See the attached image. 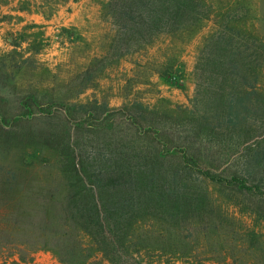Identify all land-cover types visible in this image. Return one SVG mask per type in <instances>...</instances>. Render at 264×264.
Returning <instances> with one entry per match:
<instances>
[{"label":"rangeland","instance_id":"374dc122","mask_svg":"<svg viewBox=\"0 0 264 264\" xmlns=\"http://www.w3.org/2000/svg\"><path fill=\"white\" fill-rule=\"evenodd\" d=\"M134 1L0 0V207L9 214L6 204H13L19 242L38 248L28 225L40 224L46 209L68 205L61 163L116 165L123 162L118 153L127 152L131 163L151 164L162 150L157 161L169 172L194 160L225 182L203 175L183 181L211 203L209 235L204 239L198 224L190 241L164 245L153 236L143 257L264 264V197L228 184L250 167L248 183L264 191V162L249 166L264 152V100L255 96L256 113L240 107L238 125L227 123L231 94L245 90L240 79L230 81V51L241 49L244 68L264 64V0H191L176 31L161 34L123 30L116 12ZM35 148V164L25 168L23 158ZM161 249L180 253L163 263ZM190 252L199 256L188 258ZM0 264L60 262L45 250L24 262L10 250L0 251Z\"/></svg>","mask_w":264,"mask_h":264},{"label":"trees","instance_id":"16d2710c","mask_svg":"<svg viewBox=\"0 0 264 264\" xmlns=\"http://www.w3.org/2000/svg\"><path fill=\"white\" fill-rule=\"evenodd\" d=\"M145 1L146 4H142V0H135L128 8L125 4L120 5L116 15L119 21H122L120 26L124 25L123 30L129 28L137 31V28L141 27V30L149 34H161L168 30V33L175 32L182 8L191 2ZM134 5L135 8H132ZM259 48L264 55V45L261 44ZM240 50L233 48L228 57V75L231 83L235 86L240 79L245 87L243 92L231 94L228 101L230 112L227 123L234 127L243 115L240 107L247 115H251L257 112L258 107L254 99L260 97L264 100V64L260 65V71L244 68L245 64L240 61ZM0 66L6 69L5 63L2 62ZM145 131L140 133L144 134ZM155 131L150 128L154 138L161 143L159 134ZM34 151L24 156L25 168H31L35 164L34 159L41 150L35 148ZM156 152L157 160L165 155L162 150ZM118 154V159L123 162L116 165L89 166L75 162L74 158V163L60 164L59 170L68 177V183L65 184L69 190L68 205H62L60 210L46 209L40 224L28 225L33 231L29 233L33 238L40 240L43 246L32 249L28 247L27 240L19 242L18 229L22 228V225L18 220H14L13 215H9L14 208L13 204H6L9 214L0 207V251L11 250L24 262H27L33 253L45 250L51 252L60 264H161L143 257L149 254L146 253L148 250L145 249V242L153 236L158 237L164 245L172 244L164 243L172 238L175 241H190L195 238V227L198 224L202 225L203 238L209 235L208 226L212 225L211 221L215 219L211 203L205 196L192 194L189 187H185L187 182L183 181H189L192 177L197 180L198 175H203L215 184L225 180L202 169L194 160L186 162L182 169L175 168L169 172L161 161L133 164L129 160V153ZM255 156L254 162L249 163V166L254 168L264 162V152H257ZM103 157L109 159L108 153H104ZM249 168L247 174H243L244 177H233L228 180V184L240 191L253 192L264 197L263 184L248 183V176L254 174ZM0 172L2 174L4 171ZM15 173V170H7V174ZM46 241L50 243L47 244ZM160 251H163V254L156 257L163 263L164 259H172L180 253L178 249L174 252H165L162 249ZM190 253L188 258L196 259L197 255ZM166 264L172 263L167 261Z\"/></svg>","mask_w":264,"mask_h":264}]
</instances>
